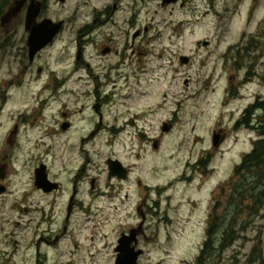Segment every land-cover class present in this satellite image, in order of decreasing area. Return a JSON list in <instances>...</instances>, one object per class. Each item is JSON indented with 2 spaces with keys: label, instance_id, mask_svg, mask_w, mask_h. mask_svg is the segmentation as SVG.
<instances>
[{
  "label": "rangeland",
  "instance_id": "1",
  "mask_svg": "<svg viewBox=\"0 0 264 264\" xmlns=\"http://www.w3.org/2000/svg\"><path fill=\"white\" fill-rule=\"evenodd\" d=\"M37 1L46 6L38 22L63 21L67 28L31 69L24 21L10 34L0 28V98L8 101L0 116V161L8 169V190L0 196V239L18 241L23 249L33 235L37 240L41 232H50L52 241L60 237L55 246L43 248L50 264H115L120 234L143 223L141 264H196L221 188L258 139L256 132L236 124L249 106L264 100V0H180L170 6H162V0H124L93 37L120 48L126 40L118 38L117 31L147 28V58L119 73L104 67L116 62L113 56L95 59V50L89 49L87 61L93 58L88 61L91 73L103 84L110 75L117 79L120 74V95L132 96L124 101L130 109L122 111L129 114L119 125L136 115L141 118L118 136L103 132L94 137L83 121H98L97 116L88 108L80 111L93 103L96 90L107 95L112 88L84 82L89 72L76 69L75 40L94 15H103L105 21V11L114 3ZM14 2L0 0V7ZM182 57L190 62L183 64ZM65 79L61 94L55 88ZM108 107L105 121L111 125L118 115ZM61 110L73 114L74 127L66 133L55 124ZM165 125L168 132L163 131ZM111 159L131 169L127 181H109ZM200 161L204 165L197 168ZM41 164L59 191L45 195L37 190L35 170ZM84 175L88 181L79 196L83 205L66 224L75 180ZM91 178L97 180L94 191ZM228 195L219 200L220 213ZM262 217L206 264H262L251 261L259 244L264 258ZM2 248L10 252L13 247ZM29 250V256L35 255V249ZM16 259L21 262L22 257Z\"/></svg>",
  "mask_w": 264,
  "mask_h": 264
},
{
  "label": "flooded vegetation",
  "instance_id": "2",
  "mask_svg": "<svg viewBox=\"0 0 264 264\" xmlns=\"http://www.w3.org/2000/svg\"><path fill=\"white\" fill-rule=\"evenodd\" d=\"M114 5L112 10L107 9L105 11V14L107 16V19L105 21H103V15H94L92 17V22L85 26L82 27L81 30L78 33V36L75 40L76 43V51H77V57H76V69L80 70V69H85L88 73L89 76V80L88 81H84V82H90L91 85L90 86H94L97 89H101V88H105L106 86L111 87L112 89L109 90V94L107 95H101L100 90H96L95 91V95L93 96L94 101L91 105H88V107H83L82 110L80 111L81 113H83L84 109L88 108L90 110L93 111V113L97 116V120H94V117L91 118H86L84 119L83 123L84 125H88L90 127L89 129V134L91 135V137H94L96 135H99L100 133L103 132H109L111 135H115L118 136L120 134H122L125 131L126 127L131 126V124L133 125H137V121L140 120L141 116H133V120L131 118H128V120L123 123V125H119V119L121 117H124L125 114H129V113H124L122 111L123 107H126L127 109H130L129 104L124 105V101H127L128 99L132 98V96H122L120 95L121 92V87H120V74L117 76V79H113L111 78L112 75H110V77L106 78V81H104L105 83H101L98 80V77H94V73H91L90 70V63L88 61L93 60V58H88L87 61V51L89 49H94L96 52L95 59L98 58H104V57H109V56H113V58H117L116 62L108 65V66H104L103 64H101L104 67H107L109 70L111 69L112 71H116L117 73H119L120 69H127V68H132L134 67V65L140 64L143 62V58H147L148 53L145 52L144 50V46L146 44V33H148V29L146 28L145 30H141V29H132L129 31H117L115 34L118 36V38L121 39H125L126 42L124 43V45L120 48L115 47L111 44H101V42L97 41L94 37L93 34L99 29V25H103L106 24L108 22H110L111 20H109L111 18V16H113L117 10H119L120 6H122L123 1L124 0H112ZM180 0H177V2H179ZM176 2V4H177ZM164 6V5H162ZM24 7L22 13L18 16H11V17H6V14L12 9V5H10V7L8 9H5L4 12L2 9H0V28L4 29L5 32L7 34H10L11 32H14L15 30H17L18 26L21 25L24 21V28L26 29L25 23H26V16L23 19L22 14L25 11ZM4 14V15H2ZM63 22V21H62ZM67 28V25L65 22H63V26H62V33L65 32ZM118 29V27H117ZM134 30V32L131 34V32ZM26 33V32H25ZM27 35V41H26V46H25V50L28 51L27 48V43H28V34ZM206 43V42H204ZM24 48H23V52H25ZM39 56V55H38ZM36 57L34 61H31L29 58V69L33 68L34 65L36 64V61H38L39 57ZM135 68V67H134ZM39 75H41L42 73V69L38 70ZM123 76V74H122ZM82 79H80L81 81ZM67 80L65 79L64 81H60V83L56 86L55 90L58 89L60 90V93L62 94V86H66L67 85ZM52 81L47 82V84H51ZM126 84H130V80L126 81ZM125 87L130 88V85H126ZM92 96H88L85 97L87 100L90 99ZM5 97L0 98V116L3 112L4 106L8 103L7 99ZM109 106V107H108ZM112 107V112L115 113L116 115H118L117 117L114 118L113 122L111 125H108L105 121V117L106 116V108ZM116 109V110H115ZM60 121H57L55 124L58 126V130L62 133L63 132H68L70 131L73 127H74V123L72 121L73 118V114L68 111V110H64V111H60ZM97 121V122H96ZM172 125V124H170ZM48 134L50 133V129H48ZM111 131V132H110ZM18 134V126L14 127V129L11 131V136L9 139V143L12 145L13 144V138L14 136H17ZM15 143V141H14ZM157 145V144H156ZM7 158V156L4 158V160ZM3 157H0V160H2ZM1 162L0 161V196L4 193L7 192L8 190V186L5 184L6 179L8 178V169H7V164H2L1 166ZM204 162H199L197 165V168H201L204 164ZM208 163V161H207ZM42 165V164H41ZM40 165V166H41ZM108 165V164H107ZM39 166V167H40ZM199 166V167H198ZM128 171V178L129 175L131 174V169L130 168H126ZM85 172V168L82 170V174ZM110 172V171H109ZM35 174H36V170H35ZM81 177H83L81 179ZM127 178V180H128ZM184 179L186 181H191L192 178L191 177H184ZM113 180H118V182H121L122 180L118 179V178H113L110 179L109 176V181H113ZM125 180V181H127ZM88 178H86V176H79L76 180H75V184H74V190H73V194L70 198V203H69V208H68V213H67V218L65 220L66 224L68 222L71 221L74 212L77 210V207L80 205L82 206L83 203L81 202L79 196L81 195V188L83 187L84 184H87ZM55 183V182H53ZM139 185L141 186V182H139ZM89 186L91 188L92 191L96 190L97 188V180L95 178H91V180L89 181ZM2 189H4V192H2ZM59 189H60V185H59ZM58 189V190H59ZM38 190V189H37ZM41 191V190H39ZM43 194L45 195H50L55 193L51 192V193H45L43 191H41ZM90 195H93L92 193L89 192ZM94 197V195H93ZM217 204V201H216ZM215 204V205H216ZM215 207V206H214ZM86 210V209H85ZM27 211V209L25 210V212ZM18 226V225H17ZM133 230H137V243H133L132 247L135 248L136 251H140L142 250L141 247V242H142V238L144 237V228H143V224H139L137 227H132L128 230H126L125 232H122L120 234L119 240L117 242V246L114 249L115 252V264L119 258V252H118V248H119V241L122 238L123 235L125 234H131V232ZM29 231V230H28ZM2 232V230L0 229V233ZM67 232V227L65 225V228L63 229V234H65ZM14 235V233H13ZM36 235H33V238L31 239V243L30 246H25L23 249H20L18 247V241H8V240H4L2 241L0 239V264H50L49 261V254L48 252H46L45 250H43V248L45 247H51V246H55L57 243H59L60 241V237L56 236L54 241L51 240V236H50V232H48V236H47V232H41L40 234L37 235L38 239H35ZM1 238V235H0ZM13 247L12 250L10 252H7L6 249H3L2 247ZM35 249L33 250V253L35 255L33 256H29L30 250L29 249ZM143 251V250H142ZM144 252V251H143ZM19 256L22 257L21 262L17 261L16 258H18ZM144 257V254L142 256L139 257V264L140 260ZM198 264V262L196 263ZM206 264V263H205Z\"/></svg>",
  "mask_w": 264,
  "mask_h": 264
},
{
  "label": "trees",
  "instance_id": "3",
  "mask_svg": "<svg viewBox=\"0 0 264 264\" xmlns=\"http://www.w3.org/2000/svg\"><path fill=\"white\" fill-rule=\"evenodd\" d=\"M6 6L4 3L0 9L4 11ZM260 112L263 116L256 118ZM240 127L256 132L258 140L236 167L232 179L221 188L218 203L209 217L198 264H205L230 249L256 220L264 218V100H257L249 106L237 123V128ZM227 192L225 211L220 213L223 203L219 200ZM260 260L264 264L261 244L255 246L251 254V261Z\"/></svg>",
  "mask_w": 264,
  "mask_h": 264
},
{
  "label": "water",
  "instance_id": "4",
  "mask_svg": "<svg viewBox=\"0 0 264 264\" xmlns=\"http://www.w3.org/2000/svg\"><path fill=\"white\" fill-rule=\"evenodd\" d=\"M60 2H65V0H59ZM176 0H163V5H169L175 3ZM26 0H18L15 3L14 8L7 14V17L18 16L24 6L26 5ZM42 13V3L31 1L27 12V31L30 33L28 38V47L30 53L31 61L34 60L36 55L42 51L44 48L49 46L54 42L55 38L61 32L63 23H54L52 20L46 19L43 22L36 24L37 18ZM207 45V43L205 44ZM189 59L184 57L182 58L183 64H188ZM169 127H165L164 131L168 132ZM219 142L218 138L215 137L214 144L217 145ZM157 147V146H155ZM110 169V179L113 177H118L121 180H126L128 177V172L122 163L118 160H110L108 162ZM36 178L35 185L38 189L44 191L45 193H51L55 190H58V185L52 183L47 174L46 166L42 165L40 168L36 170ZM4 192V189H2ZM137 230H133L131 234H125L119 241V258L116 264H138L139 257L143 254V252L136 251L134 247H132L133 243H137Z\"/></svg>",
  "mask_w": 264,
  "mask_h": 264
}]
</instances>
